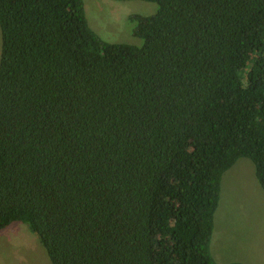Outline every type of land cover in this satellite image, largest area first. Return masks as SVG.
<instances>
[{"label":"trees","instance_id":"16d2710c","mask_svg":"<svg viewBox=\"0 0 264 264\" xmlns=\"http://www.w3.org/2000/svg\"><path fill=\"white\" fill-rule=\"evenodd\" d=\"M144 1L135 46L84 0H0V230L51 264H218L224 174L264 190V0Z\"/></svg>","mask_w":264,"mask_h":264},{"label":"rangeland","instance_id":"374dc122","mask_svg":"<svg viewBox=\"0 0 264 264\" xmlns=\"http://www.w3.org/2000/svg\"><path fill=\"white\" fill-rule=\"evenodd\" d=\"M91 28L106 42L142 46L133 34L136 15L158 10L144 0H84ZM2 38L0 29V55ZM211 252L218 264H264V190L255 166L241 158L222 179L221 199L215 214ZM0 264H51L39 238L28 225L14 223L0 230Z\"/></svg>","mask_w":264,"mask_h":264}]
</instances>
